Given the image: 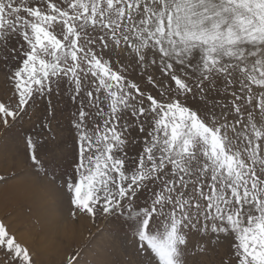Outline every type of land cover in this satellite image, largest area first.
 Instances as JSON below:
<instances>
[{"label":"snow or ice","instance_id":"1","mask_svg":"<svg viewBox=\"0 0 264 264\" xmlns=\"http://www.w3.org/2000/svg\"><path fill=\"white\" fill-rule=\"evenodd\" d=\"M0 160V264H264V0H0Z\"/></svg>","mask_w":264,"mask_h":264},{"label":"rangeland","instance_id":"2","mask_svg":"<svg viewBox=\"0 0 264 264\" xmlns=\"http://www.w3.org/2000/svg\"><path fill=\"white\" fill-rule=\"evenodd\" d=\"M0 174L8 176L6 183H0V208H6L14 215L27 216L29 208L34 212L39 208L47 206L53 210L57 206L56 197L58 193L48 192L20 166L5 165L0 160ZM103 222L100 228L104 229ZM49 257L51 264H59L63 254L58 251L55 241L50 242Z\"/></svg>","mask_w":264,"mask_h":264}]
</instances>
